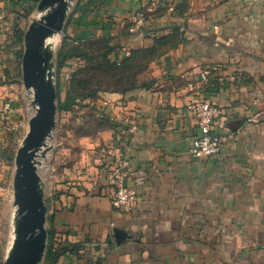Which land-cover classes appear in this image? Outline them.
Here are the masks:
<instances>
[{"label":"crops","instance_id":"0c3cea01","mask_svg":"<svg viewBox=\"0 0 264 264\" xmlns=\"http://www.w3.org/2000/svg\"><path fill=\"white\" fill-rule=\"evenodd\" d=\"M39 2L0 0V119L19 113L8 100L28 30L18 23ZM140 10L144 36L129 31ZM63 34L107 40L114 59L165 45L136 89L101 96L113 126L90 140L87 172L46 204L53 251H64L56 264H264V119L246 123L264 109V0H74ZM196 101L224 109L215 157L189 154ZM120 146L125 185L142 181L128 212L110 200Z\"/></svg>","mask_w":264,"mask_h":264},{"label":"rangeland","instance_id":"374dc122","mask_svg":"<svg viewBox=\"0 0 264 264\" xmlns=\"http://www.w3.org/2000/svg\"><path fill=\"white\" fill-rule=\"evenodd\" d=\"M44 14L45 12L37 9L29 16H25L24 12L18 24L27 30L34 20L41 19ZM54 39L51 58L57 93L56 126L47 139L46 148L40 151L38 157V173L44 187V200L50 207L53 199L58 197L60 185L71 183V178H79L84 171L87 172L86 169L91 163L87 155L94 150L89 149V142L93 138L97 140L99 134L110 126L102 110L101 96L118 93L115 91L130 82H140L149 68V57L144 56L137 60L140 72L136 74L133 70L135 74H127L117 66L118 59L112 56L108 58L103 54L104 51H98L100 47H93V52H89L88 58L85 59L86 63L84 60H77L78 66L75 68L74 63L73 70L66 73L59 67V55L73 45L63 33L55 35ZM21 64L15 77L13 92L11 91V96L8 97L11 103L20 106L19 113L9 115V119H0V126H5L3 131H0V264H5L15 239L17 206L14 181L17 154L29 131L30 120L36 114V108L33 106L34 94L32 90L26 92ZM66 66L67 64L64 68ZM78 67L80 68L76 71ZM66 102L69 106L67 110L58 108ZM47 215L50 216L49 213Z\"/></svg>","mask_w":264,"mask_h":264},{"label":"water","instance_id":"95a60500","mask_svg":"<svg viewBox=\"0 0 264 264\" xmlns=\"http://www.w3.org/2000/svg\"><path fill=\"white\" fill-rule=\"evenodd\" d=\"M74 0H40L37 10L45 12L25 33L22 59L23 82L34 94L36 114L18 151L15 174V239L5 264H40L44 257L48 230L47 205L38 173V157L56 126V99L52 52L48 37L63 33Z\"/></svg>","mask_w":264,"mask_h":264},{"label":"built area","instance_id":"2783aa9c","mask_svg":"<svg viewBox=\"0 0 264 264\" xmlns=\"http://www.w3.org/2000/svg\"><path fill=\"white\" fill-rule=\"evenodd\" d=\"M130 2L132 0H124ZM146 20L145 12L138 11L129 19V31L144 36L140 28ZM204 78H207L205 74ZM191 110L199 130L194 136L189 147V154L195 159L211 158L220 154L223 146V138L218 133V122L225 116L224 109L217 103L211 101H196L192 104ZM264 119V109L256 114L246 117L247 124L258 123ZM115 158L113 170L109 174L110 200L114 208L128 212L138 204V190L142 181L137 180L135 186H126L125 179L129 175L128 164L122 147L114 150Z\"/></svg>","mask_w":264,"mask_h":264},{"label":"trees","instance_id":"16d2710c","mask_svg":"<svg viewBox=\"0 0 264 264\" xmlns=\"http://www.w3.org/2000/svg\"><path fill=\"white\" fill-rule=\"evenodd\" d=\"M34 10V7L31 8L30 11L25 12L26 16H29L31 12ZM23 36L24 32H20L19 37H18V42L21 44L23 43ZM67 38V41L71 43L73 46L69 48L68 51L64 52L63 54L59 55V67L63 68L66 63L71 60V59H78L80 61L84 60L86 63L87 61L85 60L89 56V52H93V47H100L98 51H104V55L110 58L111 56L113 57L114 52L116 51V47L114 45H111L109 41L107 40H94V41H88V42H74L71 38L68 36H65ZM165 45V40L160 38L156 41V44L152 48H147V49H137L134 50L130 53V55L125 56L121 60L118 59L116 60L117 66L121 67L123 71H126L127 74L130 73H136L138 74L140 70L138 69V63L137 60L140 58H144V56L149 57V62L148 66L151 61H153L155 58L158 57L161 47ZM85 48V49H84ZM102 49V50H101ZM83 62V61H82ZM78 67L76 71L79 69ZM134 70V72H133ZM134 73V74H135ZM137 88V81L130 82L127 86L124 88L115 91L120 94H126L129 91H132ZM67 102L64 105H59L58 108L62 109H68L69 106L66 105ZM107 119V118H106ZM108 120V119H107ZM109 121V120H108ZM110 122V121H109ZM110 126H113V124L110 122ZM109 126V127H110ZM64 253L63 250H55L53 251L52 248V233L51 230L48 229V244H47V249L45 252L44 256V264H56L59 257Z\"/></svg>","mask_w":264,"mask_h":264},{"label":"bare ground","instance_id":"6f19581e","mask_svg":"<svg viewBox=\"0 0 264 264\" xmlns=\"http://www.w3.org/2000/svg\"><path fill=\"white\" fill-rule=\"evenodd\" d=\"M46 45L48 46L50 51L54 49V45H55L54 35L48 37ZM15 227H16V222H15Z\"/></svg>","mask_w":264,"mask_h":264}]
</instances>
